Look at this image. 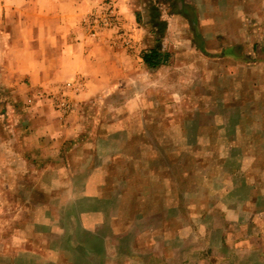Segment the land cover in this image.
Listing matches in <instances>:
<instances>
[{
    "label": "rangeland",
    "instance_id": "rangeland-1",
    "mask_svg": "<svg viewBox=\"0 0 264 264\" xmlns=\"http://www.w3.org/2000/svg\"><path fill=\"white\" fill-rule=\"evenodd\" d=\"M90 202L130 264H264V0H0V264Z\"/></svg>",
    "mask_w": 264,
    "mask_h": 264
},
{
    "label": "crops",
    "instance_id": "crops-1",
    "mask_svg": "<svg viewBox=\"0 0 264 264\" xmlns=\"http://www.w3.org/2000/svg\"><path fill=\"white\" fill-rule=\"evenodd\" d=\"M96 45V44H94ZM78 45L77 47H79ZM83 44H81V47ZM96 50V46L94 48ZM87 67V66H86ZM79 68H84L81 63ZM87 72V69L84 70ZM90 202V207L86 209L85 213H89L88 216H85L81 219L79 223V229L77 228L76 236L80 241H84L86 247L72 251L71 248H67V245L63 243L60 245V250L57 254H51V261H47V264H130V258L133 257L135 261V255L130 253H124L123 246L119 243V238H115L113 228H112V219L110 217H105L103 210L101 215L90 214L98 212L97 209L92 207ZM119 235V234H118ZM122 237V236H121ZM64 239V238H63ZM123 240V239H122ZM121 240V241H122ZM43 260L41 263L37 262V259H34L33 254L26 255L25 264H46L45 254H42ZM114 257H118L120 262L117 263ZM138 258V257H137ZM137 264L140 263V260L137 259Z\"/></svg>",
    "mask_w": 264,
    "mask_h": 264
},
{
    "label": "trees",
    "instance_id": "trees-1",
    "mask_svg": "<svg viewBox=\"0 0 264 264\" xmlns=\"http://www.w3.org/2000/svg\"><path fill=\"white\" fill-rule=\"evenodd\" d=\"M155 2V1H154ZM179 5L177 4V9L179 12H181L179 7ZM153 9H155L157 12V16H161V9L158 7L153 6ZM166 20H163L162 18H160V28L162 30V33L164 32L165 27H166ZM169 58V54L167 52H165L163 50V47L160 43V40L157 39L155 41V44L152 46V48L150 50H148L144 55H143V59L145 61V63L152 68H157L160 67L164 64L167 63V60Z\"/></svg>",
    "mask_w": 264,
    "mask_h": 264
}]
</instances>
